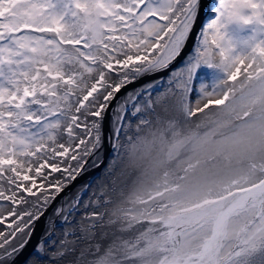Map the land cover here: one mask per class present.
<instances>
[{"label":"snow or ice","instance_id":"obj_1","mask_svg":"<svg viewBox=\"0 0 264 264\" xmlns=\"http://www.w3.org/2000/svg\"><path fill=\"white\" fill-rule=\"evenodd\" d=\"M106 143L128 191L66 198L24 264H264V0H0V264Z\"/></svg>","mask_w":264,"mask_h":264},{"label":"water","instance_id":"obj_2","mask_svg":"<svg viewBox=\"0 0 264 264\" xmlns=\"http://www.w3.org/2000/svg\"><path fill=\"white\" fill-rule=\"evenodd\" d=\"M205 10H206V8H205ZM205 10L202 11V14H201V16H200V21L197 23L198 26H199V24H200L201 21H202V18H203V16H204V11H205ZM193 36H195V33L193 34ZM193 42H194V38H193V39H190V40L188 41V43H186V44H187V47L184 49V54L187 53V52L190 53L191 46H192V43H193ZM181 57H183V55H182ZM180 59H181V58H180ZM180 59H178L175 63H177ZM175 63H173V64L170 66V68H169L168 70H166V71H162V72H160V73H156L155 75H152V77H157V76H162V77H164V76L168 75L169 72L173 73V70H172V69H173V66H175ZM203 70H205V69H203ZM171 73H170V75H171ZM206 73H209V71H208V72H207V71H204V72H203V74H206ZM170 75H169V76H170ZM168 78H169V77H168ZM168 78L165 80V83L167 82ZM198 80H199V79H198ZM194 82H195V81H194ZM199 82H200V80L197 81L196 83H199ZM210 84H211V85H210ZM209 86H210V87L212 86V81L209 83ZM161 87H163V85H161ZM194 88H198V85H197V84L195 85V83H194ZM207 88H208V86H207ZM120 93H121V92H120ZM196 93H197L196 91H193V93H191V94L189 95V100H190V98H193L194 95H195ZM119 96H120V94H117V96H116L115 99H117ZM115 99H114V101H115ZM114 101H113V102H114ZM111 105H112V103H111ZM111 105H110V106H111ZM108 110H109V109H108ZM206 111H207V110H206ZM107 112H108V111H107ZM106 119H107V118H106ZM193 119H195V118H193ZM104 121H105V120H104ZM104 126H105V125H104ZM105 132H107V128H106V131H105ZM110 151H111V148H110V147L108 146V144L106 143L105 146H104V151H103V155H104V157L107 156V155H109ZM103 163H104V161L102 162L101 165H103ZM97 168H98V167H97ZM97 168H96V169H97ZM122 171H125V169H124V161H123V160L117 162V164L115 165L114 169H113L111 172H109V175H108V176H106V177L103 178V179L100 178V182H99V186H98V190H97V192L99 191L100 187L105 186V185H106L109 189H111V188H112V180H113V179L116 180V183H117V185H118L119 187H125V191L127 192L128 189H129L130 186H131V181L135 178V175H136L137 173L132 172L131 175H127V174H125V175H121L120 173H121ZM79 179H80V178H79ZM79 179H78V180H79ZM76 180H77V179H76ZM76 180H75V181H76ZM78 180H77V181H78ZM73 183H74V182H73ZM69 188L71 189L72 186L69 187ZM70 189L67 188L65 192L69 191ZM63 196H64V194L60 195V196L57 198V200H56L55 203H57V202L59 201V199L62 198ZM75 196H76V195L71 196V197H75ZM53 205H54V204H53ZM51 207H52V206H51ZM48 213H49V212H47L46 214H48ZM43 226H44V225H42V222H41V221H38V222H37V226H36V229H35V234L31 237L30 243H29V244H28V245L22 250L21 254L19 255V257H20L21 259H20V261L18 260L16 264H20L21 261H24L25 259L28 258V256H30V254H31L32 251H33L34 246L37 244L38 239L41 237V234L43 233V231H42ZM86 258H87V259H92L93 257H92L91 255H87Z\"/></svg>","mask_w":264,"mask_h":264},{"label":"rangeland","instance_id":"obj_3","mask_svg":"<svg viewBox=\"0 0 264 264\" xmlns=\"http://www.w3.org/2000/svg\"><path fill=\"white\" fill-rule=\"evenodd\" d=\"M187 43V42H186ZM193 49H194V47H193ZM193 51V50H192ZM189 55V54H188ZM187 55V56H188ZM187 56L180 62V63H183L184 61H185V59L187 58ZM179 63V64H180ZM178 64V65H179ZM177 65V66H178ZM162 72V71H161ZM160 73V72H159ZM171 72H169L168 73V75L170 74ZM168 75H166V76H164V77H162V76H160V77H157V78H152V79H149V80H147V81H145L144 83H142V84H139V85H137V86H135V87H131L130 89H128V90H126L125 92H123V94L119 97V99H117V101L114 103V102H112V105H111V112H110V116H109V120L107 121L106 119H105V122L106 123H104V125H106L107 123H108V125H107V127H108V130L110 129V122H111V118H112V115H113V110L117 107V105L118 104H120L121 103V101H119L123 96L124 97H126L127 96V94L129 93V92H133V91H135V90H139L140 88H142V87H144V86H146V84L147 83H149V82H155V81H158V80H162V79H166V78H168ZM152 75H149V76H145V77H143V78H141V79H139V80H137L135 83H131V84H129V85H133V84H138V82L140 81V80H143V79H147V77H151ZM199 78H197V80H198ZM195 85H196V83H195ZM128 87V86H127ZM126 88V87H125ZM124 88H122L121 89V91L123 90ZM120 91V92H121ZM119 92V93H120ZM118 93V94H119ZM198 94V93H197ZM196 96V95H195ZM116 100V99H115ZM195 100V98L193 99V98H191L190 99V101H191V103H192V105L193 106H195L194 105V103L193 102H195L194 101ZM113 104H114V106H113ZM129 108H131V104L128 106ZM107 113V112H106ZM106 117V116H105ZM105 127V126H104ZM113 155V153H112V150H111V152L109 153V155H107V160H106V162H105V165L104 166H102V168H101V170L99 171V172H97V173H94V174H92V175H90L87 179H85V180H82L81 182H79V183H77V184H75V182L76 181H71L69 184H68V186L65 188V190L63 191V192H61L60 193V195H62V194H64V196L62 197V198H60L59 199V201L57 202V203H54V206L53 207H50L49 209H48V211L47 212H49L48 214H46L45 216H47V217H44V219L46 220V224H47V221H48V218L52 215V212H53V209L54 208H56V207H58V206H60L62 203H63V201L66 199V197H68V195L69 194H71L73 191H75L76 189H77V187H79V186H81L82 184H85V186L86 185H90V187H91V190L89 191V188L90 187H88L87 188V194H85V190L82 192V193H80V196L82 197V199L83 200H87L88 199V197L90 196V195H92V193H93V191H97V189H96V185H95V183H96V179H98L99 178V176L101 177V179H103V178H105L106 177V175H107V173H106V167L108 166V163H109V160L111 159V156ZM103 158H104V155H103V152L100 154V159L97 161V164L99 165L100 164V162L103 160ZM97 167V166H96ZM96 167H93L92 165H91V167H89V168H87V170L86 171H83L78 177H77V179L78 178H80L81 176H83V175H85V174H87L88 172H91L92 170H94ZM74 182V183H73ZM72 186V188L70 189L69 187H71ZM70 189L69 191H67V192H65L66 191V189ZM96 189V190H95ZM89 191V192H88ZM91 193V194H90ZM59 195V196H60ZM58 196V197H59ZM77 196V195H76ZM57 197V198H58ZM0 203H2V204H4L5 205V209H4V211H5V214H6V208L9 206V204L7 203V201H0ZM43 218V217H42ZM41 220V219H40ZM57 225H58V223H56ZM2 229V230H1ZM0 231H6L5 230V228H2L1 226H0ZM56 231L57 232H60V228H59V226H56ZM13 243L14 244H16V245H18L19 244V241L17 240V241H13ZM31 255V254H30ZM29 257L30 256H28V258L26 259V260H28L29 259ZM18 257H16V259H17ZM16 259H15V261H16ZM15 261L14 262H10V264H14L15 263ZM25 261V260H24ZM23 261V262H24ZM22 262V263H23ZM21 263V264H22ZM24 264V263H23Z\"/></svg>","mask_w":264,"mask_h":264},{"label":"bare ground","instance_id":"obj_4","mask_svg":"<svg viewBox=\"0 0 264 264\" xmlns=\"http://www.w3.org/2000/svg\"><path fill=\"white\" fill-rule=\"evenodd\" d=\"M205 10V9H204ZM206 16H208V11H207V8H206V10L204 11V16H203V18H202V21H201V23L199 24V26H198V24H197V28L199 29L202 25H204V24H206V20H205V17ZM187 43H188V41H187ZM193 47H194V49H193ZM197 47H199V43H198V41L196 40V39H194V42L192 43V46H191V50H190V53L189 52H187V53H185L184 55H183V57H181V59L177 62V63H175V66H173V72H175V71H178L180 68H181V66H182V64L183 63H186V61H187V59L189 58V56H191V55H194L195 54V49L197 48ZM193 50V51H192ZM189 54V55H188ZM188 55V56H187ZM187 56V58L185 59V61L183 62V63H180L185 57ZM180 63V64H179ZM179 64V65H178ZM178 65V66H177ZM203 69H205V70H203ZM204 71H209L208 69H206V68H202L201 70H199L198 71V73H197V78H199V80H200V82L199 83H196L197 81H199V80H197V78H196V80H195V82L194 83H196L197 85H198V88H199V85H200V83H201V78H203V83H205L207 86H208V88H206V90L207 91H211V87L209 86V83L211 82V77H210V74L209 73H206V74H203V72ZM170 75V74H169ZM169 75H168V77H169ZM157 77H160V76H157ZM157 77H147V79H143V80H140L139 82H138V84H133L132 86L131 85H128V87H126V88H124L122 91H121V93H119L120 94V96L123 94V92H125L126 90H128V89H130L131 87H135V86H137V85H139V84H142V83H144L145 81H147V80H149V79H152V78H157ZM167 79V78H166ZM166 79H162V81H164L165 82V80ZM160 81L161 80H158V81H155V82H149V83H160ZM149 83H147L146 84V86L149 84ZM211 85V84H210ZM146 86H144V87H146ZM141 89V88H140ZM118 94V93H117ZM196 95V96H195ZM194 95V97H193V99L195 98V100L194 101H196V99H198V94L196 93ZM119 96V97H120ZM119 97L117 98V99H119ZM117 99L114 101V103L117 101ZM124 99H125V97L123 96L119 101H121V103L124 101ZM191 99V98H190ZM112 101V102H113ZM190 101V100H189ZM191 102V101H190ZM194 103V105H195V102H193ZM203 103V102H202ZM130 105V104H129ZM128 105V106H129ZM113 106H114V104H113ZM111 107V106H110ZM109 107V108H110ZM111 109V108H110ZM108 110V112L105 114V119L108 121L109 120V116H110V112H111V110ZM104 119V120H105ZM112 119H113V115H112V118H111V122H110V127H111V124H112ZM104 123H106L105 121H104ZM107 125H108V123L105 125V127H104V130L106 131V128H107V131H108V127H107ZM111 152V151H110ZM113 153V152H112ZM113 156H114V153H113V155L111 156V159L113 158ZM107 158V156H105L104 158H103V160L100 162V164L94 169V170H92L91 172H88L87 174H85V175H83V176H81L80 177V179L77 181L76 180V182H75V184H77V183H79V182H81L82 180H85V179H87L90 175H92V174H94V173H97V172H99L100 170H101V168H102V166H104L105 165V162H106V159ZM91 159L92 158H90V162H89V164L88 165H86V168H89V167H91ZM111 159L109 160V163H108V166H109V164H110V162H111ZM104 161V163H103V165H101L102 164V162ZM117 164V163H116ZM108 166L106 167V173H107V175L106 176H108L109 175V172L107 171V169H108ZM53 176H55V177H60V174L59 173H54L53 174ZM102 177V176H101ZM100 176H99V178L98 179H96L97 181H96V183H95V187H96V189L98 190V186H99V182H100V178H101ZM95 189V190H96ZM85 190V184H82L81 186H79V187H77V189L75 190V191H73L71 194H69L68 195V197H66V198H69V197H71V196H74V195H80V193H82L83 191ZM91 190V187L89 188V191ZM88 191V192H89ZM65 194V193H64ZM91 194V193H90ZM66 200V199H65ZM64 200V201H65ZM64 201H63V203H64ZM8 203V202H7ZM62 203V204H63ZM54 206V205H53ZM52 206V207H53ZM52 216V215H51ZM50 216V217H51ZM45 217H47V216H45ZM39 221H41L42 222V225H44L43 226V228H42V231L44 232V229H45V226H46V220L44 219V217L43 218H41V220H39ZM10 222V221H9ZM7 223V222H6ZM56 223H60L59 221H57ZM2 228H5V230H6V224L5 225H0ZM2 230V229H1ZM55 232H56V234H58L59 233V235H60V232H57L56 231V229H55ZM20 257L18 256V258L16 259V261H15V263L14 264H16L17 263V261L19 260L20 261ZM25 261H26V259H25ZM24 261V262H25ZM23 261H21V263H22ZM23 262V263H24ZM20 263V264H21ZM22 263V264H23Z\"/></svg>","mask_w":264,"mask_h":264},{"label":"flooded vegetation","instance_id":"obj_5","mask_svg":"<svg viewBox=\"0 0 264 264\" xmlns=\"http://www.w3.org/2000/svg\"><path fill=\"white\" fill-rule=\"evenodd\" d=\"M57 226H59V223H58V225ZM58 236H59V233L57 234Z\"/></svg>","mask_w":264,"mask_h":264}]
</instances>
